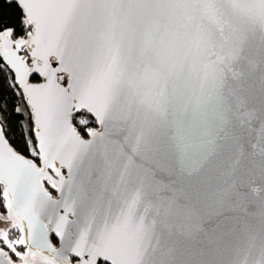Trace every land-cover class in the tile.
<instances>
[{"label":"water","instance_id":"water-1","mask_svg":"<svg viewBox=\"0 0 264 264\" xmlns=\"http://www.w3.org/2000/svg\"><path fill=\"white\" fill-rule=\"evenodd\" d=\"M96 59L103 75L78 104L90 136L72 132L70 99L38 117L46 165L97 174L77 221L108 246L89 250L116 264H264V0H126ZM29 199V215H52L42 192Z\"/></svg>","mask_w":264,"mask_h":264},{"label":"snow or ice","instance_id":"snow-or-ice-1","mask_svg":"<svg viewBox=\"0 0 264 264\" xmlns=\"http://www.w3.org/2000/svg\"><path fill=\"white\" fill-rule=\"evenodd\" d=\"M125 3L0 0V137L8 148L7 157H0V264H116L107 251L89 250L105 249L108 239L85 236L77 221V206L87 211L97 174L57 160L46 165L38 117L59 112L70 99L72 132L90 136L96 120L81 124L79 117L88 112L78 107L79 98L103 75L96 59L99 40H114ZM104 70L110 72L111 66ZM25 115L27 137L17 136ZM38 192L47 198L41 212L49 202L54 206L47 219L27 213L29 198ZM174 211L179 218V201Z\"/></svg>","mask_w":264,"mask_h":264},{"label":"trees","instance_id":"trees-1","mask_svg":"<svg viewBox=\"0 0 264 264\" xmlns=\"http://www.w3.org/2000/svg\"><path fill=\"white\" fill-rule=\"evenodd\" d=\"M11 106H12V104H11V100H10V101H9V107L11 108ZM86 115H88V114H86ZM88 116H89V115H88ZM81 117H82V116H81ZM81 117H79V120H80ZM89 118H90V122H91V119H92V118H91V117H89ZM13 119H15V117H13ZM90 122L84 123V125H87V124H89ZM21 123L24 125V120L21 121ZM81 124H83V123H81ZM96 128H97V125H95V126L89 128L88 130H89V132L91 133V132H92L93 130H95ZM21 132H23L24 135H25V137H27V130H25V127L20 128L19 126H17L16 135L19 136Z\"/></svg>","mask_w":264,"mask_h":264},{"label":"rangeland","instance_id":"rangeland-1","mask_svg":"<svg viewBox=\"0 0 264 264\" xmlns=\"http://www.w3.org/2000/svg\"><path fill=\"white\" fill-rule=\"evenodd\" d=\"M21 109H23V105H21ZM90 116L88 115H84L80 118V122L81 123H87V122H90ZM24 127H25V130H27V115H25V119H24Z\"/></svg>","mask_w":264,"mask_h":264}]
</instances>
